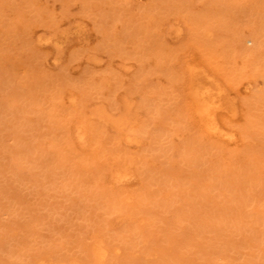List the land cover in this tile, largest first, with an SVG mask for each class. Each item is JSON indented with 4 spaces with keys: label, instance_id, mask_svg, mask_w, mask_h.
I'll use <instances>...</instances> for the list:
<instances>
[{
    "label": "rangeland",
    "instance_id": "obj_1",
    "mask_svg": "<svg viewBox=\"0 0 264 264\" xmlns=\"http://www.w3.org/2000/svg\"><path fill=\"white\" fill-rule=\"evenodd\" d=\"M0 264H264V0H0Z\"/></svg>",
    "mask_w": 264,
    "mask_h": 264
},
{
    "label": "bare ground",
    "instance_id": "obj_2",
    "mask_svg": "<svg viewBox=\"0 0 264 264\" xmlns=\"http://www.w3.org/2000/svg\"><path fill=\"white\" fill-rule=\"evenodd\" d=\"M249 36H250V35H249ZM252 37H253V36H252ZM254 38H255V37H254ZM255 40H256V38L253 39V38H250V37H249L245 42H250V43L252 44V43H256ZM244 44L246 45V43H244ZM255 46H256V45H255ZM255 46H254V47H255ZM250 47H251V46H250ZM250 49H251V48H250ZM206 85H207V84H206ZM202 87H203V86H202ZM205 87H206V86H205ZM204 90H205V89H204ZM204 90H203V91H204ZM202 93H203V92H202ZM197 94H198V93H197ZM199 98H200V97H199ZM212 118H213V117H212ZM121 129H122V128H121ZM81 136H82V135H81Z\"/></svg>",
    "mask_w": 264,
    "mask_h": 264
}]
</instances>
